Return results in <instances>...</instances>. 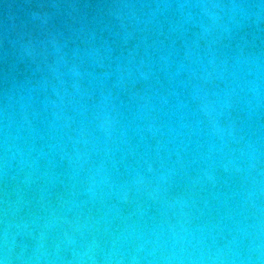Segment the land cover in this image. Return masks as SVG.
<instances>
[{
    "label": "water",
    "instance_id": "water-1",
    "mask_svg": "<svg viewBox=\"0 0 264 264\" xmlns=\"http://www.w3.org/2000/svg\"><path fill=\"white\" fill-rule=\"evenodd\" d=\"M0 264H264V0H0Z\"/></svg>",
    "mask_w": 264,
    "mask_h": 264
}]
</instances>
